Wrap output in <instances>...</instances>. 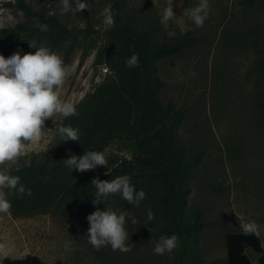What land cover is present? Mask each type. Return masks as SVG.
Returning <instances> with one entry per match:
<instances>
[{"label":"rangeland","instance_id":"374dc122","mask_svg":"<svg viewBox=\"0 0 264 264\" xmlns=\"http://www.w3.org/2000/svg\"><path fill=\"white\" fill-rule=\"evenodd\" d=\"M19 0H0V54L10 56L14 51L34 52L29 43L41 42L28 31L12 33L15 25L34 26L19 8ZM28 1V0H26ZM75 7L74 0H70ZM88 8L81 12L61 14V0H51L50 13L63 21L79 27L90 26L94 32L81 36L67 65L69 75L58 89L62 100L76 105L78 115L63 117L59 114L45 121L44 138L35 146H27L17 162L19 166L47 170L57 167L55 174L62 175L68 167L61 168L70 155L81 156L87 151L105 155L106 166H97L86 172H107L117 164L134 166L135 162L148 161L147 149H138L129 137L111 140L102 150L95 148L102 142L104 133L87 132L81 126L90 100L112 79L114 73L107 65V52L112 40L116 48L124 46L122 32L116 27L131 25L149 31L150 44L175 41L185 34L197 38L183 52L157 61L158 72L165 81L160 97L171 101L175 109L185 112L180 133L190 152L201 153L198 164L189 177L184 209L187 218L201 226L191 235L190 252L196 255L190 264H227L225 234L242 231L241 225L254 221L258 226L264 249V140L257 137L261 127L254 126L252 114L254 55L251 50L230 47L236 37V27L245 14L234 0H208L209 12L202 27H197L188 16L200 0H172L175 16L161 22L167 0H86ZM111 5L115 26L105 30L103 9ZM254 17L261 21L264 32V4L255 8ZM237 19V20H236ZM228 35L223 45L222 29ZM233 33V34H232ZM238 37V36H237ZM236 44V43H235ZM67 45L53 49L61 58ZM107 87V86H106ZM255 116V115H254ZM79 130V141L64 142L58 128L68 126ZM47 147L46 151L43 149ZM48 161V162H47ZM59 166V167H58ZM17 167L5 164L0 170ZM74 173L76 172L73 169ZM9 200L8 189H3ZM84 223L79 219L63 220L49 213L32 216L0 214V243L14 247L10 257L0 264H89L87 248L79 244L78 231ZM159 240V239H158ZM158 240L148 242L152 249ZM71 244V251L65 249ZM143 248L142 250H150ZM256 261L258 254L247 249ZM27 253L23 258H17ZM170 253L163 256L168 260Z\"/></svg>","mask_w":264,"mask_h":264},{"label":"trees","instance_id":"16d2710c","mask_svg":"<svg viewBox=\"0 0 264 264\" xmlns=\"http://www.w3.org/2000/svg\"><path fill=\"white\" fill-rule=\"evenodd\" d=\"M245 14L236 27V37L230 47L251 50L254 55L252 65L253 100L255 109L252 118L254 126L261 127L264 133V32L259 30L261 21L254 17L255 8L262 7L264 0H234ZM51 0H19V8L28 18H33L34 26L18 24L10 29L12 33L28 31L41 42H48L51 50L67 45L62 60L65 66L70 61L81 36L94 32L90 26L79 27L68 24L58 15L50 13L47 5ZM254 12V13H253ZM237 20V19H236ZM38 24H47L48 31L42 32ZM123 35L122 48H116L112 40L107 52V65L114 75L108 84L98 90L90 100V105L81 120L82 128L87 132L104 133L102 142L95 148L102 150L111 140L131 136L138 149H147L151 155L144 162L139 160L134 166L117 164L107 172H78L65 170L62 175L55 174L57 167L47 170L45 165L39 168L20 166V171L12 170L11 175L20 177V183L31 189L32 195L17 196L9 191L11 213L13 216H32L36 213H49L63 220L83 217L84 227L78 231L79 244L87 248L89 264H190L196 255L190 252L191 234L201 224L186 216L184 205L189 191L188 180L192 168L201 159V153L187 150L180 133L185 112L175 109L171 101L160 97L165 81L158 72L157 61L183 52L196 40L193 34H185L179 40L160 41L150 44L149 31L131 25L118 26ZM226 26L222 29L223 45L228 35ZM233 34V33H232ZM122 43V44H123ZM133 53L139 55V66L129 68L125 60ZM264 140V136L257 137ZM48 162V161H47ZM59 167V166H58ZM65 167V162L61 168ZM127 175L130 183L146 198L139 206L131 205L120 194L109 195L105 202L94 205L96 189L91 185L93 177L101 180L114 179ZM109 207L117 213L127 211L138 223L133 225L126 218L125 229L128 232V252L113 251L110 245L99 250L88 242L89 227L87 215L97 208ZM151 209L154 219L147 220V211ZM176 234L180 246L174 249L168 260L154 253L148 242L162 236ZM227 264H264V249L260 235L230 231L225 234ZM151 248L150 250H142ZM258 254L253 261L247 249Z\"/></svg>","mask_w":264,"mask_h":264},{"label":"clouds","instance_id":"9594fccd","mask_svg":"<svg viewBox=\"0 0 264 264\" xmlns=\"http://www.w3.org/2000/svg\"><path fill=\"white\" fill-rule=\"evenodd\" d=\"M75 7L70 0H61V14L69 11L81 12L88 8L86 0H74ZM208 0H200V3L188 11V16L197 27H202L208 16ZM175 16L172 0H167L163 9L161 22L166 23ZM103 25L105 30L115 26L114 14L111 5L103 9ZM40 31H48L47 24H38ZM34 52H23L22 49L14 51L10 56L0 54V166L5 164H17L15 171H20L18 161L25 154L27 146L38 145L44 138L45 121L59 114L65 118L78 115L76 105L61 99L60 89L69 75L62 58L49 47L36 42L29 43ZM129 68L139 66V55L133 53L125 60ZM58 133L64 142L79 141V130L68 126L58 128ZM47 147L43 149L46 151ZM65 166L70 170L86 172L97 166H106L108 161L105 155L99 151H87L83 155L75 154L64 159ZM11 169L0 170V214H9L11 202L6 198L3 189L14 192L17 196H31V189H26L20 183V177L10 174ZM91 185L96 189V199L93 204L105 202L109 195L120 194L131 205L139 206L146 198L143 189L137 191L130 183L127 175L117 176L114 179L101 180L93 177ZM126 218L131 223H138L134 216L127 211L117 213L109 207L104 210L97 208L88 214L86 219L88 242L93 248L99 250L103 246L110 245L113 251L128 252L129 239L125 229ZM154 213L147 211V220H153ZM245 235H259L258 226L254 221H248L241 225ZM179 237L176 234L162 236L154 246V253L164 255L178 248ZM65 249L71 251V244L65 242ZM14 251L13 246L0 243V257H10ZM24 255L17 257L23 258Z\"/></svg>","mask_w":264,"mask_h":264}]
</instances>
